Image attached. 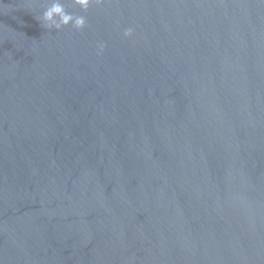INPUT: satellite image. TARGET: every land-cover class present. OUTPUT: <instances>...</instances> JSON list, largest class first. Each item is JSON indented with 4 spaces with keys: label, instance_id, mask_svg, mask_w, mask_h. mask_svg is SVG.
I'll list each match as a JSON object with an SVG mask.
<instances>
[{
    "label": "water",
    "instance_id": "1",
    "mask_svg": "<svg viewBox=\"0 0 264 264\" xmlns=\"http://www.w3.org/2000/svg\"><path fill=\"white\" fill-rule=\"evenodd\" d=\"M61 2L0 0V264H264V0Z\"/></svg>",
    "mask_w": 264,
    "mask_h": 264
},
{
    "label": "clouds",
    "instance_id": "2",
    "mask_svg": "<svg viewBox=\"0 0 264 264\" xmlns=\"http://www.w3.org/2000/svg\"><path fill=\"white\" fill-rule=\"evenodd\" d=\"M72 3L84 11H87L92 4L101 5L104 0H72ZM43 27L47 30L55 29L59 31L63 27L72 25L76 30H83L86 26V20L83 16H74L67 12L61 0H50L48 6L41 17ZM132 29H126L123 33L124 37L132 36ZM104 50V45H99V52L101 54Z\"/></svg>",
    "mask_w": 264,
    "mask_h": 264
}]
</instances>
